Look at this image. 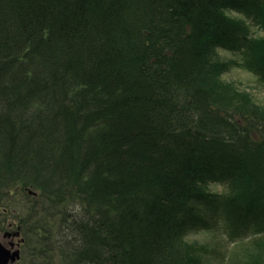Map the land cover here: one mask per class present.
Wrapping results in <instances>:
<instances>
[{"label":"trees","instance_id":"1","mask_svg":"<svg viewBox=\"0 0 264 264\" xmlns=\"http://www.w3.org/2000/svg\"><path fill=\"white\" fill-rule=\"evenodd\" d=\"M253 28L264 0H0V153L59 179L51 204H84L63 213L73 264H204L186 238L222 213L256 231L232 264H264V110L223 86L216 51L264 83ZM47 97L49 126L18 120Z\"/></svg>","mask_w":264,"mask_h":264},{"label":"rangeland","instance_id":"2","mask_svg":"<svg viewBox=\"0 0 264 264\" xmlns=\"http://www.w3.org/2000/svg\"><path fill=\"white\" fill-rule=\"evenodd\" d=\"M231 15L246 19V15L239 12H232ZM251 32L253 37H264V30L253 28ZM216 51L221 61L231 65L220 75L223 86H229L231 92L246 95L256 107L264 110V83L245 67L243 54L225 48ZM42 100V104L38 102L28 110H21L17 114L18 120L27 119L28 123L49 126L51 117L46 107L52 98ZM1 148L0 138V150ZM5 163L0 153V241L8 247L10 239L4 236L10 233L12 240L19 244L16 250L20 251V259L13 264H73V258L64 251V247L68 241L75 240L77 234L66 226L62 227L63 213L67 210L69 213L84 212V204H75L76 211L68 201L66 204H51L49 194L63 187L59 179L42 175V178L35 180L27 171L24 174L19 170L20 167L11 169ZM208 188L217 193L227 191V186L221 182H214ZM219 220L222 226L213 224L209 230L191 234L186 238L189 243L201 245L208 250L206 257L202 258L204 264H232L233 246L241 238L250 237L256 232L254 222L248 220L246 222L250 229L245 230L242 236L235 237L229 234L228 217L222 213ZM9 249L15 251L10 247Z\"/></svg>","mask_w":264,"mask_h":264},{"label":"water","instance_id":"3","mask_svg":"<svg viewBox=\"0 0 264 264\" xmlns=\"http://www.w3.org/2000/svg\"><path fill=\"white\" fill-rule=\"evenodd\" d=\"M8 236H11V234L8 233ZM19 259H20L19 250L12 251L0 241V264H13L17 262Z\"/></svg>","mask_w":264,"mask_h":264},{"label":"flooded vegetation","instance_id":"4","mask_svg":"<svg viewBox=\"0 0 264 264\" xmlns=\"http://www.w3.org/2000/svg\"><path fill=\"white\" fill-rule=\"evenodd\" d=\"M4 237H6V238H8V239H10V241L8 242L9 244V246H8V248L10 247V248H12L13 250L15 249L16 250V247H19V244H16L12 239V236H8V233H6L5 234V236ZM3 243V242H2ZM4 244V243H3ZM5 245V244H4ZM13 245V246H12ZM6 246V245H5ZM7 247V246H6Z\"/></svg>","mask_w":264,"mask_h":264}]
</instances>
